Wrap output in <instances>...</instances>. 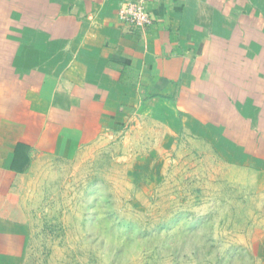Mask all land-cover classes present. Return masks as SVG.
<instances>
[{"label": "rangeland", "instance_id": "1", "mask_svg": "<svg viewBox=\"0 0 264 264\" xmlns=\"http://www.w3.org/2000/svg\"><path fill=\"white\" fill-rule=\"evenodd\" d=\"M0 113V264H264V140L221 157L135 106L97 132L55 113L72 124L39 137Z\"/></svg>", "mask_w": 264, "mask_h": 264}, {"label": "crops", "instance_id": "2", "mask_svg": "<svg viewBox=\"0 0 264 264\" xmlns=\"http://www.w3.org/2000/svg\"><path fill=\"white\" fill-rule=\"evenodd\" d=\"M120 2L0 0V110L11 126L31 132L35 119L39 137L72 124L53 116L73 111L97 132L135 106L173 129L166 135L181 126L221 157L259 155L264 0H149L143 30L119 21ZM158 105L170 123L155 116ZM28 135L11 136L12 147H33Z\"/></svg>", "mask_w": 264, "mask_h": 264}, {"label": "built area", "instance_id": "3", "mask_svg": "<svg viewBox=\"0 0 264 264\" xmlns=\"http://www.w3.org/2000/svg\"><path fill=\"white\" fill-rule=\"evenodd\" d=\"M148 4L149 0H121L118 8L119 21L133 30L146 29L153 22Z\"/></svg>", "mask_w": 264, "mask_h": 264}]
</instances>
